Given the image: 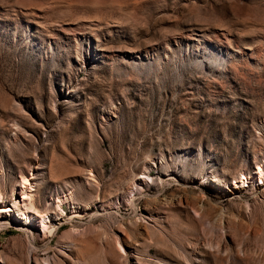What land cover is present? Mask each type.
Returning <instances> with one entry per match:
<instances>
[{
	"label": "rangeland",
	"instance_id": "rangeland-1",
	"mask_svg": "<svg viewBox=\"0 0 264 264\" xmlns=\"http://www.w3.org/2000/svg\"><path fill=\"white\" fill-rule=\"evenodd\" d=\"M258 167L264 0H0V264H264Z\"/></svg>",
	"mask_w": 264,
	"mask_h": 264
},
{
	"label": "bare ground",
	"instance_id": "bare-ground-1",
	"mask_svg": "<svg viewBox=\"0 0 264 264\" xmlns=\"http://www.w3.org/2000/svg\"><path fill=\"white\" fill-rule=\"evenodd\" d=\"M258 168H260V167H258ZM263 177H264V174H263V172H262V169L260 168L259 169V173L257 174V178H258V180L260 181V183H262L263 182ZM0 203H1V199H0ZM39 216H40V218H41V224L43 225V227L44 228H46V227H48V225H47V220L49 219V217L45 214H39Z\"/></svg>",
	"mask_w": 264,
	"mask_h": 264
}]
</instances>
